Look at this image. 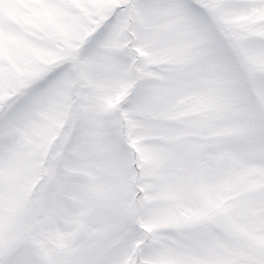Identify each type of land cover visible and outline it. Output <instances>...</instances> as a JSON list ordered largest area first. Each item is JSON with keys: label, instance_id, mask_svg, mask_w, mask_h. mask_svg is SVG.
Wrapping results in <instances>:
<instances>
[{"label": "snow or ice", "instance_id": "obj_1", "mask_svg": "<svg viewBox=\"0 0 264 264\" xmlns=\"http://www.w3.org/2000/svg\"><path fill=\"white\" fill-rule=\"evenodd\" d=\"M0 264H264V0H0Z\"/></svg>", "mask_w": 264, "mask_h": 264}]
</instances>
